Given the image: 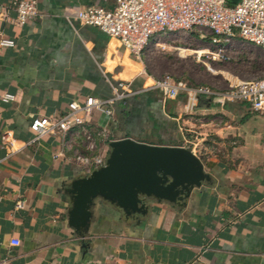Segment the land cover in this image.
<instances>
[{
  "label": "crops",
  "instance_id": "crops-1",
  "mask_svg": "<svg viewBox=\"0 0 264 264\" xmlns=\"http://www.w3.org/2000/svg\"><path fill=\"white\" fill-rule=\"evenodd\" d=\"M11 1L0 0V264H264V113L208 98L190 112L184 94L166 100L153 89L158 78L118 40L66 18L117 0H37L40 15L25 25L7 8ZM193 33L211 41L197 29L162 43ZM120 83L126 96L112 116L95 110L83 127L40 139L31 131L35 117L56 119L73 101L114 99ZM87 136L106 159L109 144L126 138L188 147L211 183L185 204L150 201L145 216L99 201L82 236L68 224L66 190L85 175L76 157L89 155Z\"/></svg>",
  "mask_w": 264,
  "mask_h": 264
},
{
  "label": "built area",
  "instance_id": "built-area-1",
  "mask_svg": "<svg viewBox=\"0 0 264 264\" xmlns=\"http://www.w3.org/2000/svg\"><path fill=\"white\" fill-rule=\"evenodd\" d=\"M7 8L16 12L21 25L40 15L37 0H12ZM66 18L71 24L79 22L99 28L118 40L123 49L137 60L142 59L147 49L160 45V41L171 34L190 33L197 29L208 30L212 35L213 49L203 52L208 53L213 62H230V46L236 39L264 49V0H241L237 4H230L226 0H117L112 9L94 5L71 9ZM1 44L13 46L14 42L2 40ZM197 54L199 59L202 58L200 53ZM125 88L120 83L112 100L89 97L84 103L73 101L68 110L56 119L35 117L30 129L40 139L51 132L67 133L83 127L95 110L112 116L113 103L126 96L119 89L125 91ZM152 88L158 90L166 100L184 94L190 112L198 108L201 99L208 98L221 106L244 103L251 111L264 113V79H228V87L219 91L206 85H190L185 80L165 77L157 79ZM10 100L12 97L9 95L3 99L4 102ZM106 133L104 129L98 134L105 136ZM11 137L12 134L8 132L2 139L9 141ZM186 144L190 145L188 142ZM87 149L89 155L77 153L76 160L84 169V174L90 175L105 165L106 157L95 155L97 145L91 136H87ZM23 206V201L16 203L17 209ZM13 245L19 246L20 243L16 241Z\"/></svg>",
  "mask_w": 264,
  "mask_h": 264
},
{
  "label": "water",
  "instance_id": "water-1",
  "mask_svg": "<svg viewBox=\"0 0 264 264\" xmlns=\"http://www.w3.org/2000/svg\"><path fill=\"white\" fill-rule=\"evenodd\" d=\"M109 148L103 167L75 178L66 190L68 224L82 236L91 228L93 208L99 201L128 217L145 216L150 201L185 204L196 188L211 183L202 159L188 148L149 145L132 138L115 140Z\"/></svg>",
  "mask_w": 264,
  "mask_h": 264
},
{
  "label": "rangeland",
  "instance_id": "rangeland-1",
  "mask_svg": "<svg viewBox=\"0 0 264 264\" xmlns=\"http://www.w3.org/2000/svg\"><path fill=\"white\" fill-rule=\"evenodd\" d=\"M200 36L193 33L180 42L160 41V45L147 49L142 60L158 79L172 77L219 91L228 87V79H264L263 48L236 39L230 46L231 61L213 62L206 52L201 53L199 59L196 52L213 49L209 35Z\"/></svg>",
  "mask_w": 264,
  "mask_h": 264
},
{
  "label": "bare ground",
  "instance_id": "bare-ground-1",
  "mask_svg": "<svg viewBox=\"0 0 264 264\" xmlns=\"http://www.w3.org/2000/svg\"><path fill=\"white\" fill-rule=\"evenodd\" d=\"M196 53H200V54H201V53H203V51H198V52H196Z\"/></svg>",
  "mask_w": 264,
  "mask_h": 264
}]
</instances>
